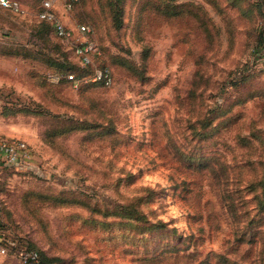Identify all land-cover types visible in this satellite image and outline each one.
<instances>
[{"label": "rangeland", "instance_id": "1", "mask_svg": "<svg viewBox=\"0 0 264 264\" xmlns=\"http://www.w3.org/2000/svg\"><path fill=\"white\" fill-rule=\"evenodd\" d=\"M19 1L0 7V135L32 160L0 163V249L6 238L57 264H264V0H115L118 27L80 0L64 19L90 27L92 66L113 75L86 90L64 78L82 73L75 40L38 19L40 0ZM90 100L112 134L54 133L65 114L104 121ZM140 194L144 221L113 212ZM0 264L19 261L7 249Z\"/></svg>", "mask_w": 264, "mask_h": 264}, {"label": "built area", "instance_id": "2", "mask_svg": "<svg viewBox=\"0 0 264 264\" xmlns=\"http://www.w3.org/2000/svg\"><path fill=\"white\" fill-rule=\"evenodd\" d=\"M76 2L77 0H40V7L36 15L38 19L50 23L57 37L65 41L74 39L75 41L71 45L73 53L83 64H88L92 62V55L98 52L97 45L83 36L91 31L90 27L85 23H78L75 27H72L64 19V14L70 11ZM0 7L13 12L23 10L19 0H0ZM74 29L77 31L76 35L74 34ZM261 53L264 58V47ZM66 77L71 79L74 85L88 80H101L104 85H109L113 80L111 70L107 65L94 66L93 72L87 76L75 77L69 73ZM30 159L31 150L25 140L18 137L0 135V163L7 166L13 164L26 165L28 161L30 162ZM3 243L4 245L0 251L6 252L9 249L17 256L19 264H57L52 261L42 260L37 249L23 246L16 248L17 246L10 240H6V238H3Z\"/></svg>", "mask_w": 264, "mask_h": 264}, {"label": "trees", "instance_id": "3", "mask_svg": "<svg viewBox=\"0 0 264 264\" xmlns=\"http://www.w3.org/2000/svg\"><path fill=\"white\" fill-rule=\"evenodd\" d=\"M79 1L80 0H77L76 4ZM99 2L101 5H107L108 6V11H109V13L111 12V14L113 16V19H112L113 24L116 27H118L121 24V16H120V12H121L120 8L121 7H120V5L118 3H116L115 0H100ZM41 21H43L44 23H46L47 25L52 27L49 22L44 21V20H41ZM263 47H260V49H259L260 52L258 51L260 55L262 54L261 50L263 49ZM72 53H73V50H72ZM76 58L78 59L77 63H78V66L80 67V69L82 70V73L76 74L75 72H68L65 74L67 75V74L71 73L75 77H83V76L90 75L94 69V67L92 66V62L88 63V64H83L77 56H76ZM103 65H105V64H103ZM111 74H112V72H111ZM66 75L64 78L66 80L71 81V79L67 78ZM112 79H113V75H112ZM94 83H99L101 85H104V83L101 80H88V81H84V82L79 83V85H81V88L86 90L89 87H91L92 85H94ZM90 103H96V106H98L99 108H102L100 111L101 112L100 115L104 118V121L103 120L101 121V119L99 118L100 116L93 117L92 119L88 120V119H84V118L82 119V117H77V116H73V115L71 116L69 114H67V115L65 114L64 116H66L68 118L67 124L63 125V127H61L60 130H55L54 133L55 134H60V133L64 134V133H70V132H73L76 130H96L95 128L97 127L98 133L112 134V132L115 131V124L112 122V120H110L109 118H106V114H107L106 109L101 107L100 104H98V102L95 100H90ZM214 107L215 108L212 107V108L208 109L209 114H207V116L205 117L207 122L204 124V125L210 126L212 130L216 129L219 125V121L215 124L213 123V121L216 118H219L220 115H223L227 111V109L223 110V111H219V105L214 106ZM214 110H216L215 113L213 112ZM140 195L141 196L137 197L136 199H134L132 201H129L128 203L125 202V203L117 204L114 207L113 212H116V214L118 213L120 215H124L125 217H128V219L135 218V219H141L144 221V216H146V215L144 212H141V210L139 209V206L141 204V200L143 199V197H146V195H144V194H140ZM47 198L49 200H54L55 202H59V201L62 202L64 200H66L62 197H59V195H52V196H48ZM162 222L163 221L157 220L155 222V224L160 226ZM153 224L154 223H152V225ZM147 226L149 228L151 225H147ZM40 255H41V253H40ZM41 258H42V260H46V259H44V257L42 255H41ZM46 261H49V260H46Z\"/></svg>", "mask_w": 264, "mask_h": 264}]
</instances>
